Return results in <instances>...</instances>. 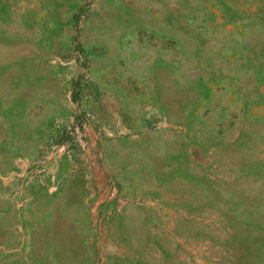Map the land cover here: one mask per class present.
<instances>
[{
  "label": "rangeland",
  "instance_id": "1",
  "mask_svg": "<svg viewBox=\"0 0 264 264\" xmlns=\"http://www.w3.org/2000/svg\"><path fill=\"white\" fill-rule=\"evenodd\" d=\"M0 264H264V0H0Z\"/></svg>",
  "mask_w": 264,
  "mask_h": 264
},
{
  "label": "trees",
  "instance_id": "2",
  "mask_svg": "<svg viewBox=\"0 0 264 264\" xmlns=\"http://www.w3.org/2000/svg\"><path fill=\"white\" fill-rule=\"evenodd\" d=\"M65 137H62V140H64Z\"/></svg>",
  "mask_w": 264,
  "mask_h": 264
}]
</instances>
